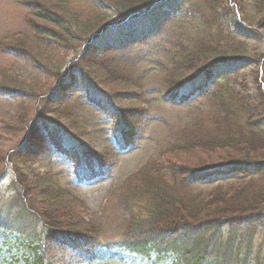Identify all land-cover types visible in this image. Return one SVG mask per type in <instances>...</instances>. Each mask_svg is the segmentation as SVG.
I'll use <instances>...</instances> for the list:
<instances>
[{"label":"rangeland","instance_id":"rangeland-1","mask_svg":"<svg viewBox=\"0 0 264 264\" xmlns=\"http://www.w3.org/2000/svg\"><path fill=\"white\" fill-rule=\"evenodd\" d=\"M38 1L53 9L63 5L61 13H69L81 21L89 17V13L85 12L92 10H101L110 15L103 24L112 22L111 25L106 26L107 28L103 25L95 31L97 37L90 43L97 41L99 48L96 52L99 66L93 73L94 78L99 86H102V81L106 79L108 86L105 85L103 89L110 90L113 99L109 100L110 97L104 91H101V96L97 94V97L91 98V89L87 88V81L82 80L81 72L78 71L75 83L69 88L66 87L62 94L54 95V101L51 102L58 104L61 99L65 100L53 106L56 112L59 107L65 111L61 112L65 130L75 133L79 138L78 144L86 151L107 154L109 159L106 164L94 162L86 166L77 162L69 140L58 138V142L53 143L54 140L49 134L55 136V132L42 126V118L36 113L40 107L43 108L48 92L53 95L54 84L59 83L57 76L39 62L40 58L61 64L62 71L66 72L70 61L79 59L78 64L82 63V48L87 40L82 42V47L44 40L40 42L42 51L39 56L36 55L39 49L20 54L14 50L13 42H19L16 38L21 36L29 39L34 37L35 30L31 24L33 11L24 0H0V84L10 82L18 88H25L10 92H4L0 88V215H21L18 209L23 204L35 210L42 208L44 200L35 194L37 190H34L37 178L30 180L32 192L19 196L21 200L16 198L18 182L15 171L22 167L17 162L14 168V154L19 151L27 152L33 159L34 172L37 171L40 175L52 174L63 187L74 194L78 203L75 210L82 218L83 224L88 227L90 225L95 236L104 243L115 242L120 239L128 220L127 212L121 205L123 198L120 199L125 192L119 187L129 175L148 162L159 161L163 164L166 175H169L168 160L160 155L166 148H178L176 153H170V156L175 155L178 158L175 161L200 167L236 159L237 155L229 150L217 152L215 149H218V144L225 143L220 139V133L223 131L240 133L228 139L230 143H245L248 139H257L252 133L259 132L258 128H252L253 124L250 126L245 120H235V115L224 116L222 106H219L216 100H208L202 95V91L213 84L212 74L230 76L232 84L228 86V93L236 98L230 102V95H227L224 100L226 106L231 113H239V116L242 115L240 113H247L248 108L236 106L235 103V100L237 103L241 101V96L237 94L243 92L252 98L253 105L260 107L254 115V121L250 123L259 121L258 115L264 113V6L258 4L259 0H167L165 4L160 1L154 7L155 13L150 16L151 25L142 28L141 32L138 31L142 24L138 25L137 22L128 23L119 32L118 25L115 24L119 18L118 12L108 0ZM165 18H171V21L162 28L160 23ZM152 20H157L156 24L152 25ZM36 21L39 22V19ZM71 22L74 23L73 20ZM129 31H135L128 39L132 43H127L126 46L129 53L123 51L120 57L117 55L120 59L113 64L117 69H112V75L105 78L101 73L102 62L112 63L113 56L110 54L116 52L109 48L116 47L112 45L121 41L123 37L121 40L118 38L127 36ZM155 33H158V37L150 38ZM133 39L137 41L133 42ZM214 41L218 43L215 44ZM121 47L122 49L117 51L125 50L124 45ZM218 47L227 48L237 54L217 64L212 63L214 58H203L207 49L216 50ZM192 52L195 53L194 57L198 63L193 76H197L186 83L190 86L198 81V84L185 88L188 86L186 85L180 90L172 88L171 85L177 84L185 77L188 78L192 73V63L189 57L187 59ZM127 60L133 61L137 68L132 70L130 82L127 81L128 73L123 69L127 67L123 65ZM176 64L182 66L177 72L173 71ZM203 66H211L210 72L200 73ZM105 69L102 67L103 73ZM172 73L173 76L169 78ZM141 74H144V77L141 78ZM172 78H175L176 82L171 84ZM180 94L181 98L178 99ZM99 97L101 103L98 102ZM121 110L125 113L145 110V113L140 112L142 119L140 124L135 126V132L116 129L115 122L119 119ZM37 132V136L42 135L45 140L40 141L43 144L39 145L38 149L31 150L34 145L29 142L36 137ZM209 132L219 134L207 136ZM263 133L260 131V135ZM189 137L194 139V143H199L198 139H211L209 141L212 143L208 142V145L202 143L213 151L201 150L199 147L197 150L189 148L186 142ZM254 143L264 144V139ZM61 144L64 148L60 150L58 148ZM259 157H264V152ZM221 175L196 186L195 190L207 192L208 188L211 191L217 183H224L227 185L222 188L232 192L239 189L242 191L244 184L249 185L248 188L262 186L263 189L254 190L264 192V172L254 177ZM210 191L207 193H210V199L214 200ZM36 228V236L41 237L39 232L43 231L44 224L37 221ZM83 232L91 233L87 230ZM3 234L7 233L0 227V237ZM90 235L94 236L93 233ZM11 237L12 235L7 236L9 239ZM16 237L15 235L13 240L10 239L8 246H5L6 250L4 245H0V264H10L12 261L8 262L5 258L26 252L20 243L15 242ZM12 246L15 249L10 252L9 248ZM45 249L46 264H125L123 256L130 258L128 264H150L144 257L128 256L119 248L116 251L104 248L80 251L55 243ZM258 255L264 260V223L255 238L251 256L253 260L249 259L240 264H255L254 259ZM161 264H171V260Z\"/></svg>","mask_w":264,"mask_h":264},{"label":"trees","instance_id":"trees-1","mask_svg":"<svg viewBox=\"0 0 264 264\" xmlns=\"http://www.w3.org/2000/svg\"><path fill=\"white\" fill-rule=\"evenodd\" d=\"M108 1L114 4L118 12L119 18L117 23H115L118 25L117 30L121 31L128 23L136 24L137 22L138 25L142 24L138 32H141L142 28H148L151 25L149 23L151 20L150 16L155 13V5L160 1L163 4L167 3V0ZM24 2L33 11L31 24L35 30V35L32 39L25 36H21V39L16 38L19 40V42L15 40V43L13 42V48L16 52L22 54L24 51L32 52L34 49H39L36 52V55L39 56L42 51L40 48L41 41L50 40L61 45L68 44L73 46L75 44L74 46L81 45L82 47V42H86L87 40L82 48V56H84L81 59L82 63L78 64L79 59L70 61V65L66 67L68 69L66 72L62 71L63 66L61 64L44 61L40 58L39 62L49 68L57 76V81H59L57 85L56 83L54 84L53 91H55L53 95L49 91L47 96H45L43 108L40 107L36 111L42 118V126L55 132V136L49 134L52 140H54L52 141L53 143L58 142V138L69 140L70 148L73 149V153L75 154L73 157L77 159V162L83 163L84 166L86 164H94V162L106 164L109 159L107 154L86 151L78 144L79 138L77 135L65 130L61 113L65 111L59 107L58 112H56L55 107H53L63 103L65 100L61 99L58 104H52L51 102L54 101L52 99L54 95L58 96L62 94L66 87L69 88L75 83V79L77 78L76 72L78 71L81 72L82 80L87 81L85 84L87 88L91 89V98L97 97V94L101 96V91H104L110 97H107L109 100L113 99L111 91L103 89L108 84L106 79L102 81V86H99L100 84L94 78L95 74L93 73L99 66V59H97L96 53L99 48L97 41L90 43L91 40L97 37L94 34L95 31L103 25L105 27L111 25L112 22L103 24L105 19L108 16L110 17V15L106 12H101V10H92L85 12L89 13V17L81 21L76 16L72 17L69 13H61L63 5L58 9H53L38 0H24ZM258 4L264 6V0H259ZM36 19H39V22ZM72 20L75 24L71 22ZM156 21L152 20V25L156 24ZM169 21H171V18H165L160 23L161 27L165 28ZM220 32L223 35L221 28ZM133 34H135V31H129L127 36H120L118 40H121L123 37L122 40L112 45L117 48H109L111 51L116 52L110 54L113 56L112 63H108L107 61L102 62L101 73L105 78L112 75L110 74L112 69H117V66L115 67L113 64L120 59L119 55L123 54V51L129 53L126 46L127 43H132L128 39ZM157 35L158 33H155L150 38L155 39L158 37ZM223 36L225 37V35ZM136 41L133 39V42ZM214 43L218 42L214 41ZM121 45H124L125 50L117 51L122 49ZM194 54L192 52L187 56V59L189 57L192 63L190 66L192 73L188 78L185 77L182 81H178L177 84L171 85L172 88H179L180 90L182 87L188 85L186 82L193 80L197 76H193V72H195L198 65ZM235 54L237 53L227 48L218 47L216 50L207 49L206 53L203 54V58H214L212 63L217 64L221 60L229 59V57ZM123 65L127 66L123 69L128 73L129 77H127V81L130 82L132 70L137 69L136 65L130 60L124 61ZM102 67L106 68L104 73ZM181 67L180 64H176L173 71L177 72ZM203 67L200 73L210 72L211 66ZM172 76L173 73L169 78ZM140 77H144V74H141ZM211 78L213 84L207 86V89L202 91V95L206 96L208 100H216V103L222 106L225 112L224 116L235 115L233 117L235 120H245V123H248V125L252 126L253 124L254 127L252 128H258L257 130L264 132V113L258 115L260 116L259 121L255 120V122L250 123L254 121V115L257 114L260 108L253 105L252 98L243 92L238 93L237 95L241 96V101L237 103L235 100L236 106L248 108L247 113H240L242 114L241 116L238 115L239 113H231L224 100H226L227 95H230L228 93L230 92L228 86L232 84V79L226 74L216 76L212 74ZM175 80V78H172L171 84L176 82ZM197 82L190 84V86L198 84ZM112 84L114 85L113 82ZM190 86L188 85L185 88ZM201 86L203 89V85ZM0 88L4 92H10L11 90H17L18 87L12 85L10 82H6L2 83V85L0 84ZM20 88L25 89L24 87ZM20 88L18 90H21ZM179 98H181V94L178 96ZM235 98V95L234 97L230 95V102ZM100 99L99 97L98 102H100ZM109 100H107V103ZM232 110L234 111V108ZM144 111L137 110L136 112L125 113L124 110H121V115L115 122L116 129L124 132H135V126L139 125L142 119L140 118V112ZM260 131L252 133L257 136V139L251 138V140L248 139L245 143H230L228 141V139H232V136L235 137L240 133L234 132L232 134V131L220 133V139L224 140L225 143L218 144V149H215L217 152L229 150L232 154L237 155V157L239 156L233 159V161L193 167L175 161L178 159L175 155L170 156V153H176L178 148L172 150L166 148L164 153L160 155L168 160L169 175H166L163 170V164H160L159 161L148 162L129 175L126 181L119 187V189L122 188L125 192L124 195L120 196V199L123 198L121 205L127 212L128 220L125 223V228L122 230L120 239L115 242H106L107 246L120 244L146 257H150L152 253H156L161 258L170 259L173 264H240L251 259L255 238L258 235L259 228L264 223V192L254 190L258 188L256 186L248 188L249 185L245 184L242 191L239 189V191L232 192L229 189L225 190L222 188L223 185L227 184L217 183L213 189L211 188V191L209 188H206L207 192L210 191L212 193V197H214V200H212L209 197L210 193L199 192L195 188L209 179L222 176L221 174H238L247 177L262 174L264 172V157L259 156L264 152V144L259 145L254 143V141H259L261 138L264 139V133L260 135ZM212 134L217 135L219 133L209 132L207 136ZM37 135H39L38 132L36 137L29 142L34 145L31 150L38 149L39 145L43 144L40 141L45 140L44 136L38 137ZM198 140L199 143H194V139L189 137L186 141L187 146L193 150H197L196 148L199 147L201 150L210 149V151H213V149L204 145V143L207 145L209 144L208 142L212 143V141H209L211 139H205V141L202 139ZM62 148L64 147L61 144V147L58 149L61 150ZM168 151L170 152L167 154ZM14 157H16L14 168L17 162L22 167L16 170L17 173L15 171L16 181L18 182L16 198L21 200L22 198L20 197L32 192L30 180L37 178L34 184V190H37L35 194L44 200L40 210H35V208L23 204L18 209L21 215H0L1 218H5L0 219V225L4 224L0 227L6 229L8 232H14V234L15 232L16 234L19 233L27 239L24 242L28 246L30 256L32 257L26 258L25 264H45L44 249L54 243L77 248L86 247L87 245L95 246L99 242L103 243L102 239L95 236L94 229L89 224V227L83 224L82 218L75 210L77 200L70 190L63 187L52 174L40 175L39 172H34L32 167L33 159L27 152L19 151L14 154ZM239 186L238 188H240ZM261 187L258 190L263 189ZM37 221H41L44 224L43 231L39 232L41 237L36 236L38 230L36 228ZM83 230L91 233H85ZM97 230L98 228L95 229V232ZM92 233L94 236L90 235ZM254 260L255 264H264V260L260 255Z\"/></svg>","mask_w":264,"mask_h":264}]
</instances>
